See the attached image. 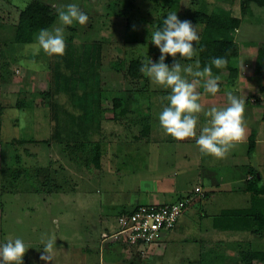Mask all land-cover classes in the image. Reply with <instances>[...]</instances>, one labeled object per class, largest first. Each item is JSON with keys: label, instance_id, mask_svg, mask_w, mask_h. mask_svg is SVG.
<instances>
[{"label": "rangeland", "instance_id": "1", "mask_svg": "<svg viewBox=\"0 0 264 264\" xmlns=\"http://www.w3.org/2000/svg\"><path fill=\"white\" fill-rule=\"evenodd\" d=\"M28 1L0 0V240L22 238L28 247L23 259L29 264H209L208 259L232 264L230 256L247 244L263 248L264 237L207 232L208 218L199 221L222 206H247L249 194H236L235 189L214 194L209 202H192L191 212L180 216L182 226L173 228L168 238L165 234L163 245H129L102 233L118 231L121 211L150 202L142 193L154 190L158 177H173L168 173L173 172L172 162L184 154L171 155L167 147L155 150L164 132L158 114L169 90L144 74L130 77L129 61L144 62L148 56L158 61L161 53L151 43V33L169 12L191 21L200 35L202 25L194 20L199 6L207 11L229 8L240 17L234 32L238 43L264 42V8L251 4L242 15L240 0H60L59 11L78 3L89 20L66 28L62 56L43 50L34 56L30 46L39 31L30 43L14 41L18 12ZM56 25L58 15L50 27ZM253 52L251 46L242 48V80L232 86L251 104L264 101V91L252 78ZM167 59L171 65L173 58ZM195 61L181 63L195 68ZM129 96L135 100L133 110L122 118L114 99L123 102ZM252 119L256 132L262 121ZM95 144L100 148L98 165L92 160ZM190 167L186 174L184 167L176 170L186 190L201 184ZM205 193L207 197L210 191ZM49 236L57 241L45 260L43 241Z\"/></svg>", "mask_w": 264, "mask_h": 264}, {"label": "clouds", "instance_id": "2", "mask_svg": "<svg viewBox=\"0 0 264 264\" xmlns=\"http://www.w3.org/2000/svg\"><path fill=\"white\" fill-rule=\"evenodd\" d=\"M88 20V14L78 3L67 4L58 13V25L40 29L36 42L30 46L32 55H39L43 50L49 56H62L66 49V28L74 24L85 25ZM199 41L197 27L191 21L181 20L174 11L167 13L162 17V25L151 33V43L161 55L158 61L148 56L142 62L140 72L169 90L165 97L167 103L158 114L159 125L165 134L177 140L195 138L201 154L223 158L245 135V101L234 91L224 89L227 97L225 106L203 108V95L221 92L220 76L213 74V66L223 68L228 60L223 56L213 57L201 67L199 59H196L195 68L192 64H182L184 59L198 57L199 51L203 50L198 47ZM169 56L173 58L171 65L166 63ZM201 84L203 92L197 89ZM201 113L207 119L197 132ZM56 241L54 236L43 241V249L48 255L42 259H50L49 253ZM27 250L22 238L9 236L0 240V264H24Z\"/></svg>", "mask_w": 264, "mask_h": 264}, {"label": "trees", "instance_id": "3", "mask_svg": "<svg viewBox=\"0 0 264 264\" xmlns=\"http://www.w3.org/2000/svg\"><path fill=\"white\" fill-rule=\"evenodd\" d=\"M60 2V0H59ZM58 2V3H59ZM230 3V2H227ZM254 4L264 8V0H240V12L246 13L247 8ZM194 12V20L202 25L200 33L198 57L200 66L207 65L211 58L217 56L226 57L228 63L223 68L213 66V74L220 76V86L232 87L239 78L238 59L242 48L251 46L253 52V74L252 78L260 90L264 91V42L260 43H241L234 39V32L241 24V18L232 15L229 8H223L217 11H207L203 6H199ZM61 8V2L56 6L53 0H29L27 4L19 10L17 22L15 25L14 41L19 44H27L33 41L35 33L42 28L50 27ZM168 60V59H167ZM166 60V63H167ZM123 58H119L118 63H122ZM142 62L139 59H132L127 66V73L132 78H140L143 73L140 72ZM199 88L203 90L202 84ZM135 100L127 97L123 102L114 99V107L120 108L119 114L122 118L132 112ZM245 118H253V121H264V106L261 111L253 112L251 103L247 100L245 104ZM148 130V123L143 124V131ZM255 130L252 128L248 136V152L255 146ZM87 145L85 143H80ZM94 155L93 162L98 165L100 148L98 144L92 146ZM250 176L242 182V189L250 195L249 204L239 208H224L211 219V225L215 229L222 231L231 230L237 232H247L256 238L264 237V184L260 183V175L256 171L250 170ZM206 196V193H204ZM180 197L178 199H181ZM126 212V210L121 211ZM119 213V214H120ZM234 254V255H233ZM230 257L232 264H264V247L253 248L250 244L245 248L236 250ZM220 258L221 255H218ZM222 259V258H221ZM209 264H216L214 259H208ZM24 264H29L23 259Z\"/></svg>", "mask_w": 264, "mask_h": 264}, {"label": "crops", "instance_id": "4", "mask_svg": "<svg viewBox=\"0 0 264 264\" xmlns=\"http://www.w3.org/2000/svg\"><path fill=\"white\" fill-rule=\"evenodd\" d=\"M240 58L241 57L239 56V59ZM238 80H242V76L239 75ZM224 89H228L231 91L232 90L238 91V87L232 88L227 86V88H225V86H221V92L217 93L216 95L205 94L202 96L201 104L203 108L207 110L212 106H217V107L225 106L227 104V97L224 94ZM199 91L203 92V90H201L200 88ZM236 94L239 95L240 97L242 96V93L239 91ZM251 106L254 112H256V110L261 111L264 106V101L253 103L251 104ZM206 119L207 118L203 115V113H201L200 123L198 125L197 132H199L200 127L204 126ZM245 126H246V132L243 139L240 142L236 143L235 146L231 148L229 153L223 158H216L214 156L201 154L198 146L195 143V138H185L184 140H177L170 135L164 134L163 132L159 139L160 144L157 148H155V150L158 149V151L163 152L166 151V147H167L169 149V150L167 149L168 153L171 152L170 154L174 156L175 153H177V151H183L184 152V154H182L183 159L179 162H174V163L172 162L171 167H173L172 168L173 172H168V173L169 175L173 173L174 174L173 177L164 176L163 178V175L158 177L159 179H157L156 181V187H154V190L147 189L146 191H144V193H142V197L144 196L145 199H147L150 202L132 204L130 208H126L125 210H129L138 204H149V203L159 204V203L172 202L177 200L179 197H184L186 195L193 193L195 187H200L203 194L194 193L193 203L194 201H198V203H202V202L205 203L206 200H208L207 202H209V198L213 197L214 194L222 195L231 192L233 189H235L236 194L237 193L249 194L248 192L243 191L242 182L250 176V172H249L250 170L256 171L257 174L260 175L261 178L260 183L264 184V146H263L264 121H262L260 125L258 124L257 131L255 132L256 135L255 146L249 152H248V136L250 135L252 129L250 118L249 119L245 118ZM245 143H247V148L245 146L242 147V145H245ZM189 150L191 151V153H188ZM191 156L193 158H191ZM178 164L180 166H177ZM190 166L195 167L196 178L201 179V184H196L193 189L186 190L184 183L181 184L178 182L177 175L179 173H177L176 170H178L179 172L180 171L179 168L184 167L182 172L183 174H186L187 172H189V168H191ZM203 183L205 184V186L203 185ZM205 189L210 191L207 197L204 196ZM201 199L202 201H199ZM152 200L154 202H151ZM249 200H250V195L248 197V204H249ZM224 208L225 207L222 206L221 208H219V210H217V212H214L211 215L205 214L203 218L199 220L202 221L203 219L206 218H208L209 220L210 226H208V228L205 229L204 231L208 232V231L219 230L212 227L211 219L212 216L219 213L221 209ZM191 210L192 208L188 206L187 209L184 211L183 216L191 212ZM180 218L176 223L174 229L176 227L178 228L182 226V222ZM187 227H189V225H187ZM171 232L172 230L166 234L167 238L171 234ZM103 234L104 232L102 233V235ZM164 243L165 242L162 241L160 245H163ZM151 247H155V246H150V248ZM224 264H227V262L225 261Z\"/></svg>", "mask_w": 264, "mask_h": 264}, {"label": "built area", "instance_id": "5", "mask_svg": "<svg viewBox=\"0 0 264 264\" xmlns=\"http://www.w3.org/2000/svg\"><path fill=\"white\" fill-rule=\"evenodd\" d=\"M194 193L203 194L200 187H195L193 193L172 202L138 204L118 215L120 228L116 233H104L103 237L119 239L129 245L158 246L193 202Z\"/></svg>", "mask_w": 264, "mask_h": 264}]
</instances>
